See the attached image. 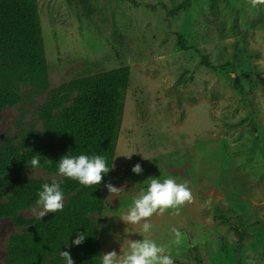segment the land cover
I'll use <instances>...</instances> for the list:
<instances>
[{
    "label": "rangeland",
    "instance_id": "rangeland-1",
    "mask_svg": "<svg viewBox=\"0 0 264 264\" xmlns=\"http://www.w3.org/2000/svg\"><path fill=\"white\" fill-rule=\"evenodd\" d=\"M37 1L47 70L25 85H4L19 99L0 114V158L21 147L27 129L42 131L39 114L47 103L54 111L71 105L77 94L71 83L127 67L111 177L104 183L122 190L114 196L103 185L100 210L86 214L98 222L103 253L119 254L126 239L147 237L165 246L175 264H264V26L252 27L264 4L190 0L170 16L184 0ZM137 163L141 175L131 171ZM23 176L64 178L42 167L26 168ZM151 178L186 182L193 200L154 215L152 230L142 233L140 224L120 218ZM74 196H65L63 209ZM10 199L22 203L8 197L0 204ZM36 210L35 203L17 214L41 220ZM225 219L243 231L239 250ZM28 229L0 218V264H7L10 240ZM63 251L74 253L72 241ZM26 264L66 262L60 252H45L29 255Z\"/></svg>",
    "mask_w": 264,
    "mask_h": 264
},
{
    "label": "trees",
    "instance_id": "trees-1",
    "mask_svg": "<svg viewBox=\"0 0 264 264\" xmlns=\"http://www.w3.org/2000/svg\"><path fill=\"white\" fill-rule=\"evenodd\" d=\"M184 0L169 10L170 16L188 8ZM263 13L252 27L264 26ZM47 70L37 0H0V114L6 105L17 103V93L8 89L25 85ZM8 81V82H6ZM2 82V83H1ZM77 94L70 106L58 111L47 103L39 114L42 131L26 130L21 147H10L0 158V218L8 217L27 233L14 236L8 246L7 264H26L29 255L57 253L64 250L76 233H84L85 241L74 246V264H101L102 247L98 236V222L86 214L100 210L103 185L111 177V170L98 186L84 187L78 181L64 177L60 183L64 195L75 192L73 203L41 220L25 219L17 211L36 203L42 185L51 181L29 180L23 170L32 168L30 160L39 154V167L58 172V160L65 156L101 155L112 169L126 91L128 68L119 67L71 83ZM54 140L55 144L48 141ZM49 160L51 162H49ZM237 237V250L243 240L242 229L225 219Z\"/></svg>",
    "mask_w": 264,
    "mask_h": 264
},
{
    "label": "clouds",
    "instance_id": "clouds-1",
    "mask_svg": "<svg viewBox=\"0 0 264 264\" xmlns=\"http://www.w3.org/2000/svg\"><path fill=\"white\" fill-rule=\"evenodd\" d=\"M250 4L252 8H256L258 5L264 4V0H250ZM40 158L39 154L32 156L29 163L33 169L39 167ZM49 162L51 161L49 160ZM110 170L106 158L101 155H65L58 160V174L76 180L84 187L100 185L103 177ZM131 171L136 175H141L143 168L140 163H137ZM104 187L109 194L114 196H118L122 190L110 182ZM37 196L36 215L38 218L42 219L49 213L63 211L65 195L58 181L53 180L50 184H43L42 190L38 191ZM192 200L193 194L186 182L178 183L173 178H167L161 182L157 178H151L146 190L139 193L120 220L127 225L140 224L142 233H149L153 228L150 220L154 215L162 214L168 209L178 208L185 203H191ZM172 231L176 234L177 242H179V231L175 228ZM85 236L84 233H76L72 245L83 244ZM60 255L66 264H74L69 251H61ZM101 264H175V261L165 246L158 245L154 240L145 237L142 240L126 239L119 254L115 250L103 253Z\"/></svg>",
    "mask_w": 264,
    "mask_h": 264
},
{
    "label": "crops",
    "instance_id": "crops-1",
    "mask_svg": "<svg viewBox=\"0 0 264 264\" xmlns=\"http://www.w3.org/2000/svg\"><path fill=\"white\" fill-rule=\"evenodd\" d=\"M100 240H101V233H100ZM102 246V245H101ZM102 254H103V247H102Z\"/></svg>",
    "mask_w": 264,
    "mask_h": 264
}]
</instances>
